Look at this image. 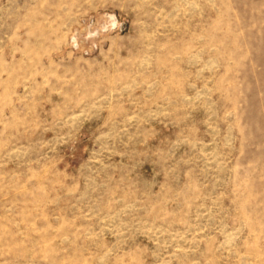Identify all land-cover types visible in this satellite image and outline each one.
I'll list each match as a JSON object with an SVG mask.
<instances>
[{
	"label": "rangeland",
	"instance_id": "rangeland-1",
	"mask_svg": "<svg viewBox=\"0 0 264 264\" xmlns=\"http://www.w3.org/2000/svg\"><path fill=\"white\" fill-rule=\"evenodd\" d=\"M0 264H264V0H0Z\"/></svg>",
	"mask_w": 264,
	"mask_h": 264
}]
</instances>
